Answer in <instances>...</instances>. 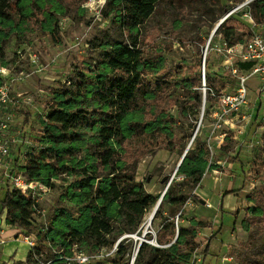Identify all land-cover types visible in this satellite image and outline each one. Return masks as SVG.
Here are the masks:
<instances>
[{
  "label": "rangeland",
  "instance_id": "374dc122",
  "mask_svg": "<svg viewBox=\"0 0 264 264\" xmlns=\"http://www.w3.org/2000/svg\"><path fill=\"white\" fill-rule=\"evenodd\" d=\"M259 2L123 0L124 12L130 18L123 31L114 15L104 14L106 0H0V71L13 77V81L8 79L12 95L21 93L17 97L29 101L20 107L10 105L14 116L9 123L14 138L25 133V138L37 142L42 134L39 114L51 105V93L58 88H74L81 72L90 73L99 58L110 65L116 60V53L111 51L99 55L96 44H119L122 36L130 42L139 40L142 64L147 61L151 66L143 69V86L124 96L122 114L134 110L136 122L130 124L128 137H118L123 151L120 171L115 169L114 153L103 134L88 140L84 149L87 155L102 156L103 164L97 170L102 178L99 198L107 211L119 212L122 229L108 238L97 230L82 240L72 231L63 236L72 240L66 252H85L93 257L94 264H131L144 231H148L145 242L155 246L164 219L170 217L177 228L194 222L202 224L196 249L185 264H264L263 86L260 79L252 76L247 82L243 107L222 115L221 98L235 90L237 78L230 70H224L226 57L215 48L217 42L225 39L223 28L235 27L242 43L254 32L264 31V15L260 11L264 1ZM120 12L121 9L119 19ZM31 55L36 63H32ZM112 72L117 77L127 75L124 68ZM20 77L23 79L15 81ZM208 77L214 80L212 88L207 86ZM151 92L152 98L146 99ZM83 102L73 106V110L85 108ZM157 117L173 135L161 131L151 134L149 129L137 131L135 124ZM188 147L195 155L205 150L206 167L197 183L194 177L176 172ZM12 148L16 156L23 144L14 143ZM111 173L119 177L124 193L120 209L115 207L117 187ZM77 180L78 177L62 175L47 193L36 194L27 201L20 198L19 212L29 226L10 224L9 213L4 211L0 229L14 241L12 245L0 243L6 255V261L0 264H57L60 241L51 243L44 236L61 209L80 215L82 205L63 198ZM169 181L172 186L166 189ZM5 190L0 188V202ZM165 191L168 195L160 216L155 215L149 224L155 203ZM150 196L155 202L145 208L135 204V200L145 203ZM109 219H102L103 231L109 227ZM220 227L221 232L205 255L210 237ZM16 234L32 235L37 245L31 247ZM123 239L129 246L126 256L118 263L114 261L116 255L108 260L109 248H118ZM111 244L114 246H107Z\"/></svg>",
  "mask_w": 264,
  "mask_h": 264
},
{
  "label": "trees",
  "instance_id": "16d2710c",
  "mask_svg": "<svg viewBox=\"0 0 264 264\" xmlns=\"http://www.w3.org/2000/svg\"><path fill=\"white\" fill-rule=\"evenodd\" d=\"M263 1L260 0V2ZM22 3L23 1H21ZM122 3L123 0H106L103 12L104 14L114 15V19H117L116 22H119L122 30L125 31V24L129 25L130 18L125 14ZM17 5H19L18 2ZM260 9L261 15H264V7H260ZM24 13L25 10L22 9V14ZM222 32L228 45L242 43L235 27L223 28ZM138 41L130 42L128 38L122 36L119 44H96L95 47L100 50L99 55L111 51L116 53V60L112 61L110 65L99 58L96 67L89 69L90 73L81 72L80 78H77V82H74V88L55 89L51 93V105L48 106L44 114H39L42 134L38 142L42 146L29 152L25 158V164H20L22 161L20 153L14 159L13 169L24 173L30 180L44 183L49 188L62 175L78 177V180L69 186L63 198L68 199L73 204L82 205L80 215L73 216L70 209H61L52 223V228L44 236L51 243L60 241L61 249L56 252L57 264H66L61 256L73 255L66 252V246L72 240L63 238L65 234L72 231L76 232L78 238L82 240L88 234L100 230L108 238L114 231L122 229L118 220L119 212L116 213V210L113 213L107 211L102 207L101 198H99V184L102 178L97 175V170L103 164L102 156L95 153L87 155L84 149L87 148L88 140L103 134L108 147L114 153L115 169L117 172L120 171L121 167L118 164L123 161V151L118 137L119 134L128 137L131 129L130 124L136 122L134 110H126L122 114V106L125 102L124 96H129L136 87L143 86V69L144 67L146 69L151 67L147 61L142 64V57L140 56L142 49ZM251 65V63H243L241 67L249 68ZM119 68L126 70V77H117L113 74L112 71ZM206 82L209 88L213 87L214 80L210 77L206 79ZM224 87L223 84L222 88ZM153 95L154 92H151L145 98H152ZM82 102L86 107L74 111L73 106ZM162 121L161 117H157L152 121L145 122V124L143 122L135 124V127L137 131H147L149 129L148 132L151 134L161 131L170 136L172 131L163 126ZM22 136L24 137L25 133ZM81 152L83 153L79 154ZM194 153L188 151L178 172L186 175V177H194V181L197 183L200 181V176L206 167V160L203 157L205 150L202 149L197 155ZM111 174L117 187L115 207L120 209L124 193L120 187L119 177L113 173ZM171 186L172 184H170L169 189ZM167 195L168 192L165 193L155 217L160 216ZM150 197L145 203L142 200H135V204L145 208V205L151 201L155 202L154 197ZM20 198L27 201V198L20 192L6 189L5 196L0 202V217L7 210L10 224H19L26 227L30 224L22 218L19 212L18 203ZM173 202L178 203L176 200H173ZM106 216L110 218L109 227L106 231H103L100 223ZM200 226H202L200 222H194L188 227L180 226L177 228L170 217L165 218L156 237L159 246L143 242L139 247L134 264H185L190 257V253L196 249V237ZM221 230L222 227L218 229L217 234L210 237L205 255L209 253L212 241ZM177 233L178 237L175 240ZM113 244L107 246L113 247ZM128 248L129 246L123 239L111 257L116 255L117 258L114 261L118 263L126 256ZM111 257L109 256L108 260ZM30 259L28 257V262Z\"/></svg>",
  "mask_w": 264,
  "mask_h": 264
},
{
  "label": "built area",
  "instance_id": "2783aa9c",
  "mask_svg": "<svg viewBox=\"0 0 264 264\" xmlns=\"http://www.w3.org/2000/svg\"><path fill=\"white\" fill-rule=\"evenodd\" d=\"M233 11L226 15L224 19L229 17ZM210 42L211 41H209V43ZM215 48L221 51L226 57L223 61L224 70H230L237 78V87L235 90L226 92L221 98L223 107L222 115H225V113H229L233 110L238 111L243 107L248 95L247 82L252 76H256L261 80V85L263 86L261 92L264 91V31L254 32L244 43L228 45L225 40H221L215 44ZM30 59L32 63H36L34 55H31ZM243 63H251L252 65L249 68H243L241 67ZM40 69L41 68H39V70ZM8 79L9 81H13V77L0 71V188L16 190L27 199H30L36 194L43 195L47 193L50 188L40 181L30 180L24 173L13 169L14 159L16 157L14 155V149L12 148L14 143L18 144L21 142V144H23V148L19 150L22 156L20 164H25V158L29 152H32L35 148L41 147L42 145H40L38 141L33 143L27 135L26 138L25 136L23 137L22 134V137L17 138L11 136L9 122L10 118L14 116V113H11L10 105L20 107L22 103H29V101L18 98L17 96H22L21 93H18L19 95L17 94L16 97L12 95L8 85ZM22 79L23 78L20 77L15 81ZM1 219L2 218H0V223ZM2 232L4 231L1 228L0 233ZM15 237L25 238V241L31 247L37 245V240L32 235L24 237L22 234H16ZM152 243L154 242L152 241ZM116 249L117 247L115 246L110 248L106 258L111 256ZM61 258L65 260L66 264H94L93 257L85 252L61 256Z\"/></svg>",
  "mask_w": 264,
  "mask_h": 264
},
{
  "label": "water",
  "instance_id": "95a60500",
  "mask_svg": "<svg viewBox=\"0 0 264 264\" xmlns=\"http://www.w3.org/2000/svg\"><path fill=\"white\" fill-rule=\"evenodd\" d=\"M221 22H222V21H221ZM218 27H219V25H218ZM205 98H206V96L204 97V102H205ZM188 149H189V147L186 149V151H185L184 154L182 155V158H181V160H180V162H179V164H178V166H177L176 172L178 171V169H179V167H180L182 161L184 160V158H185V156H186V154H187V152H188ZM170 184H171V181L168 182V184H167V188H166V189L169 188ZM165 193H166V191L161 195V197L159 198L158 202L156 203V205H155V207H154V209H153V211H152V214H151V217H150V221H152L153 218H154V216L156 215V212H157V210L159 209V207H160V205H161V203H162V200H163V198H164ZM145 234H146V232L143 234V237L140 238V245H141L143 242H145V240H144V236H145ZM177 237H178V233L176 234L175 240L177 239ZM175 240H174V241H175ZM174 241H173V242H174ZM140 245H139V247H140ZM156 246H159V245H156ZM136 256H137V255H135V257L132 259L131 264H134L135 259H136Z\"/></svg>",
  "mask_w": 264,
  "mask_h": 264
},
{
  "label": "crops",
  "instance_id": "0c3cea01",
  "mask_svg": "<svg viewBox=\"0 0 264 264\" xmlns=\"http://www.w3.org/2000/svg\"><path fill=\"white\" fill-rule=\"evenodd\" d=\"M230 197L231 198H233V196L232 195H230ZM3 231H4V229H3ZM10 232V231H9ZM2 235V236H1ZM10 234L7 232V233H5L4 234V232H2V233H0V243H4L5 245H7V244H9V245H12L13 244V242L12 241H14V239L13 238H11L12 236L10 235ZM20 239V238H19ZM18 239V240H19ZM17 240V241H18ZM20 240H22V239H20ZM14 243H17V242H14ZM3 246V245H2ZM2 246H0V248L2 247ZM13 248V246L10 248V249H12ZM9 249V251H11ZM3 249L1 248V251H2ZM10 253V252H9ZM0 261H2V262H4V261H6L5 259H6V255L4 254V252L2 251V253H1V255H0ZM8 262V261H7ZM8 264H9V262H8Z\"/></svg>",
  "mask_w": 264,
  "mask_h": 264
},
{
  "label": "bare ground",
  "instance_id": "6f19581e",
  "mask_svg": "<svg viewBox=\"0 0 264 264\" xmlns=\"http://www.w3.org/2000/svg\"><path fill=\"white\" fill-rule=\"evenodd\" d=\"M189 146H190V144H189ZM181 158H182V157H181ZM151 214H152V213H151ZM151 214H150V216H149V218H148V223H149V224H151V223H152V221H153V220H152V221H150ZM145 232L147 233L148 231H144V233H145ZM145 235H146V234H145Z\"/></svg>",
  "mask_w": 264,
  "mask_h": 264
}]
</instances>
